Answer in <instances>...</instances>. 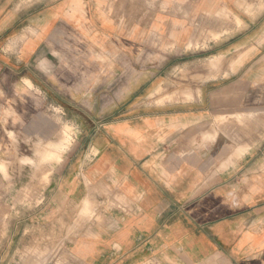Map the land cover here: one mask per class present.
I'll use <instances>...</instances> for the list:
<instances>
[{
    "label": "crops",
    "instance_id": "1",
    "mask_svg": "<svg viewBox=\"0 0 264 264\" xmlns=\"http://www.w3.org/2000/svg\"><path fill=\"white\" fill-rule=\"evenodd\" d=\"M3 1V107L75 130L43 264H264V3Z\"/></svg>",
    "mask_w": 264,
    "mask_h": 264
},
{
    "label": "rangeland",
    "instance_id": "2",
    "mask_svg": "<svg viewBox=\"0 0 264 264\" xmlns=\"http://www.w3.org/2000/svg\"><path fill=\"white\" fill-rule=\"evenodd\" d=\"M19 2L21 9L35 5L36 10H39L48 0ZM260 3H264V0H260ZM5 4L6 1L0 3V8ZM23 14L26 18V10ZM18 30L22 32L23 29L9 30L4 38L0 39V47L3 46V50L9 51V54L12 52V47L7 40L12 36V32ZM18 63L17 60L0 59V72L19 68L20 77H24L23 65ZM219 63L220 61L216 59L212 62V66L218 67ZM17 78L18 76H15L16 81ZM24 82L32 86L28 79H24ZM158 94H161V97L171 98L170 93L167 92ZM24 101L26 103V100ZM2 104L0 101V264H13V261L14 264H22L26 260L43 264L52 259L58 260L60 241L46 235L48 231L45 230V219L41 216V212L49 186L46 184V177L49 175L52 181L59 161L51 160L43 153L50 143L62 139L64 133L68 132L67 127L72 128V131L68 132L66 142V147L70 149L75 135L74 127L70 123L51 122L44 118H37L35 123L29 124L26 107L13 110L10 105L6 107L4 104L3 107ZM10 120L15 121L11 123ZM2 145L6 150L5 155L1 153ZM3 182L4 187H2ZM72 222L74 225V220ZM50 244L52 252L49 251Z\"/></svg>",
    "mask_w": 264,
    "mask_h": 264
},
{
    "label": "bare ground",
    "instance_id": "3",
    "mask_svg": "<svg viewBox=\"0 0 264 264\" xmlns=\"http://www.w3.org/2000/svg\"><path fill=\"white\" fill-rule=\"evenodd\" d=\"M67 130H68V132L72 131V128L67 127ZM68 132L64 133L65 135L62 137V139L60 141H58L56 143H50L49 147L45 150L43 155L50 158L51 160L55 159L57 161H60L62 158V154L69 149L66 147ZM48 183H49V175H47V177H46V184H48Z\"/></svg>",
    "mask_w": 264,
    "mask_h": 264
}]
</instances>
